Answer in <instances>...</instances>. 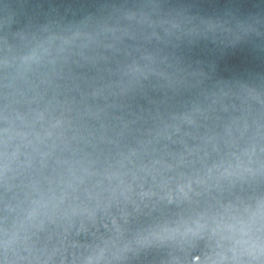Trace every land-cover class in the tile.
<instances>
[{
	"label": "water",
	"instance_id": "water-1",
	"mask_svg": "<svg viewBox=\"0 0 264 264\" xmlns=\"http://www.w3.org/2000/svg\"><path fill=\"white\" fill-rule=\"evenodd\" d=\"M0 59L5 264H264V0H0Z\"/></svg>",
	"mask_w": 264,
	"mask_h": 264
},
{
	"label": "snow or ice",
	"instance_id": "snow-or-ice-1",
	"mask_svg": "<svg viewBox=\"0 0 264 264\" xmlns=\"http://www.w3.org/2000/svg\"><path fill=\"white\" fill-rule=\"evenodd\" d=\"M4 61L2 59H0V68L3 67ZM134 71H139V69H134ZM249 153L254 154L256 149L254 148H250L247 150ZM261 153L264 154V148L260 149ZM241 174V175H260V176H264V163H262L259 167H255L252 165H237L235 167L234 170H228V174L229 175H233V174ZM3 175V170H2V166H0V178H2ZM167 187V185L162 186L161 187V191L165 190ZM183 187L180 188V191H183ZM155 191H146L143 196L147 197V196H151V195H155ZM262 208H264V204H262ZM259 254L262 258H264V244H261L258 248ZM0 264H5V261L3 259V240L0 239Z\"/></svg>",
	"mask_w": 264,
	"mask_h": 264
}]
</instances>
